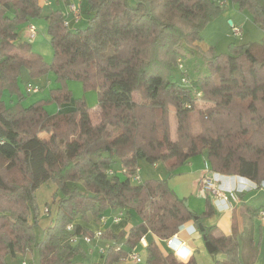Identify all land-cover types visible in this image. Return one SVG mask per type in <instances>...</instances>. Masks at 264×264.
Wrapping results in <instances>:
<instances>
[{
  "label": "trees",
  "instance_id": "16d2710c",
  "mask_svg": "<svg viewBox=\"0 0 264 264\" xmlns=\"http://www.w3.org/2000/svg\"><path fill=\"white\" fill-rule=\"evenodd\" d=\"M231 1L264 31V0ZM135 2L86 0L81 10L87 24L72 30L62 12L45 14L39 0H0V264L19 255L26 264H91L83 238L94 234L82 223L99 222L109 211L123 219L134 213L141 222L128 233L105 231L103 238L114 242L99 264H120L148 235L168 242L189 223L216 248L214 254L223 255L218 264L256 261L255 222L264 206L242 205V229L234 222L227 236L204 223L216 214L213 197L205 198L199 213L167 180L137 183L132 175L140 162L176 170L205 152L213 172L264 186V41L231 45L224 54L213 46L201 51L206 28L224 10L222 1ZM39 18L49 23L55 52L50 64L18 40L19 27ZM23 70L28 80H21ZM50 71L64 84L77 80L97 91L96 124L85 100L54 115L44 101L23 105L20 83L27 86ZM149 84V97L138 102L136 94ZM5 93L17 96L18 104L8 108ZM71 99L65 84L49 102ZM48 182L56 186V216L38 242L35 194ZM237 194L243 200L245 193ZM34 249L38 262H27ZM144 250V264H197L192 256L186 263L165 256L154 241Z\"/></svg>",
  "mask_w": 264,
  "mask_h": 264
},
{
  "label": "rangeland",
  "instance_id": "374dc122",
  "mask_svg": "<svg viewBox=\"0 0 264 264\" xmlns=\"http://www.w3.org/2000/svg\"><path fill=\"white\" fill-rule=\"evenodd\" d=\"M80 0H76L79 4ZM222 1L221 4L224 5V10L220 14L219 17H216L214 20L210 22L208 27L205 30V44L202 43L201 51H206L208 46H213L215 51L219 54L221 53H228L230 51L231 45L240 46L244 44H251V43H261L264 41V31H262L258 26H256L253 21L251 14L248 10L239 11L237 16L234 15V3L231 0H219ZM75 0H71L70 4L74 3ZM130 5H135V0H128ZM77 4V5H78ZM86 4V3H84ZM63 6L66 7V4L63 3ZM70 6V5H69ZM79 6V5H78ZM67 9V8H66ZM73 15V14H72ZM235 21L237 24H241V28L243 30V35L241 37H235L231 33V26L229 25V21ZM87 17L82 16L81 24H78V28H84L87 24ZM47 22L44 18L36 19L35 23L38 27L39 38L37 42V46L34 47L32 44L26 40L25 38V24L20 26V33H19V41L25 42L30 44L32 51L36 54H40L43 56L45 60H48V63H52L54 60L55 52L51 42V38L49 39L48 36L45 37L47 34H43V30L40 29L41 24ZM43 28V27H42ZM46 33H48V25L46 27ZM29 33V32H28ZM24 34V36H23ZM49 34V33H48ZM29 38V37H28ZM200 45V44H199ZM50 61V62H49ZM176 75L179 76V72L176 71ZM21 80H28V76L25 70L22 71ZM29 85L34 87H38L40 89L39 93H31L27 94L26 86L22 82L20 85L23 88V93L25 99V106L29 107L39 101L46 102L45 108L46 111L50 115L57 114L58 112V104L49 102L51 100V93L54 90L62 89L65 84L70 88L72 92V99L68 103L71 106L74 105V109L76 108V104L79 100H85L87 105L91 109V118L94 124H96L99 120L98 117V94L96 90H89L86 89L82 82L77 80H68L64 82L59 81L57 76L53 71H50L47 75L37 78V79H30ZM49 83V86L47 85ZM150 85H148L147 90L145 92H138L136 94V100L138 102H143L146 98L150 95ZM43 88V89H42ZM49 94V97H48ZM13 98V102L8 99L9 105L8 108L18 104L19 100L17 96L10 97ZM73 103V104H72ZM203 108L207 107L208 104L201 103L199 104ZM200 106V107H201ZM65 114V113H63ZM170 130L174 132V120L170 117ZM207 161L206 153L199 154L198 156L191 159L190 163L185 167L176 169V170H169L163 165H159L158 167L154 168L147 164L146 162H140L139 167L141 169V177L143 180H161L165 179L168 182V186L170 189L181 199L183 200L186 205L193 211H197L199 213L204 212L206 207V199L205 195L201 191L199 183H196L200 173L205 171V164ZM209 164V162H208ZM11 178L17 179L18 174L12 173L9 174ZM243 188V187H242ZM56 193V186L53 182H48L43 184L39 189L36 191V200H35V208L37 209L38 214V225L35 227V233L37 236V241L39 242L44 235V230L48 226H51L55 222L56 216V205L54 203ZM246 195V202L245 206L247 207H254L259 208L264 206V189L263 187L257 189L252 188L251 190L246 189L244 192ZM244 205V204H243ZM242 207V206H241ZM50 210L49 213L46 211ZM216 219H219V214L216 213ZM215 215L213 217H215ZM208 219L204 221L206 223ZM255 232L254 238L255 243L258 245V255L254 264H264V223L261 220H257L255 222ZM132 226L136 224L135 221L130 222ZM131 226V225H130ZM130 228V227H129ZM220 230L222 229L219 227ZM129 230V229H128ZM222 231V230H221ZM223 232V231H222ZM224 233V232H223ZM198 238H202L201 235L198 233L194 237V240H198ZM203 239V238H202ZM203 247L200 246L197 250L196 254V262L197 264H218L224 257L222 254H211L208 251L206 243L204 240L201 241ZM157 244V243H156ZM205 244V245H204ZM163 252L166 253V249L163 251L165 244L158 243L157 244ZM136 253L141 256L143 264L146 261L147 254L144 249L139 248ZM27 262L36 261L38 262L39 256L38 251L36 249L33 250V253L25 257ZM24 261V257L17 256L15 258H9L7 262L9 264H22ZM90 260L87 259V262ZM181 261V260H179ZM183 262V261H182Z\"/></svg>",
  "mask_w": 264,
  "mask_h": 264
},
{
  "label": "crops",
  "instance_id": "0c3cea01",
  "mask_svg": "<svg viewBox=\"0 0 264 264\" xmlns=\"http://www.w3.org/2000/svg\"><path fill=\"white\" fill-rule=\"evenodd\" d=\"M74 1V0H73ZM63 3L66 4V7L63 6ZM76 5L78 4V2H75ZM86 0H80L79 1V7L82 8L85 6ZM39 4L40 6L43 8V12L45 14L51 13L52 11H60L62 12V14L65 16V19L70 23V26L68 28L72 29V30H76L78 29V24H81L82 21H80L79 23H75L73 21V15L70 12L69 9V3L65 2V0H39ZM77 5V6H78ZM67 8V9H66ZM240 10L238 9V7L236 5H234V15L237 16L238 12ZM46 20V19H45ZM36 20H31L30 22L25 23V26L23 27L25 30V38L26 40H28L32 46L36 47L37 46V42H38V38H39V33L37 35V37L34 40H31L29 37V24L32 23L36 26L37 31H38V27L37 24L35 23ZM47 21V20H46ZM233 22V26H240L241 24H237L235 21H233V19L231 20ZM49 27V23L48 21L41 24L40 29L43 30V34H47L45 37L48 36V38L50 39L51 37L49 36L48 33H46V27ZM43 27V28H42ZM19 33H20V27L18 29V37H19ZM24 36V34H23ZM19 40V39H18ZM202 46V44L200 45V47ZM40 55V54H39ZM42 56V55H41ZM43 57V56H42ZM45 60V59H44ZM48 63V60H45ZM50 62V61H49ZM27 74V72H26ZM49 86V83L47 84ZM43 89V88H42ZM20 91L24 96L23 93V88L20 85ZM49 97V94H48ZM8 99H10L11 102H13V98L11 99L8 93L4 94V100L5 102H9ZM9 104V103H7ZM25 104V102H23V105ZM73 104V103H72ZM25 106V105H24ZM47 109V108H45ZM74 105L71 106L70 104H61L58 105V112L57 114H63V113H68L71 111H74ZM207 155V154H206ZM203 173V172H202ZM202 173H200L198 179L196 180V183H199V179L202 175ZM238 183H239V192H245L246 188H249V190H251L254 187V184H252L251 182L247 181V180H242V179H237ZM243 187V188H242ZM264 189V186H263ZM247 198L246 195H244L243 200L240 199V203L238 204H234V208L232 211L229 212H224V211H220L215 202H214V206L216 208V213H218L219 215V219H216V215L215 217L209 218L205 225L208 227H212V226H217L218 228L221 227L222 231L224 232L225 235H231L232 233V227H233V223L237 222L238 223V227L241 230L242 229V220L240 217V210H241V206L246 202ZM197 212V211H196ZM116 213H113L112 211L107 212L106 214H104V216L101 218V220L99 222H90V223H82L84 227H86L87 229H89L93 234H95L97 231H102L103 233L105 231H112L115 234H120V233H128L130 231V229L133 227L132 224H130V222L135 221L136 223L141 222V219L134 213H131L130 218H125L122 219V221L120 223H114L113 222V217L115 216ZM131 225V226H130ZM130 227V228H129ZM129 229V230H128ZM220 229V228H219ZM198 231H197V227L195 224L189 223L185 226H183L179 232V234L176 236L177 240L180 241L181 243H178V248H185V251L187 250L186 256L187 257L189 255L190 252H192V257L196 260V254H197V250L198 248L203 247V244L201 243V241L203 240L202 235H201V239L198 238V240H194V237L196 235H198ZM154 241L155 243H164L165 247L163 249V251L166 249V253L164 254L165 256L170 255L172 253L171 249L169 248L167 242L161 241L159 240L157 237H155L154 235H148L145 238V242L148 243ZM113 240H108V239H95L93 241V243L90 245H87L88 248H90V252H89V256H88V260H90L88 263L91 264H99L101 262V253L100 251L102 249H106L109 248L110 245L113 244ZM205 245V244H204ZM141 249H144V247H142ZM163 253V252H162ZM184 257V258H185ZM124 260V259H123ZM121 261L120 264H133L131 262L128 261ZM189 259H184L183 262L186 263Z\"/></svg>",
  "mask_w": 264,
  "mask_h": 264
},
{
  "label": "built area",
  "instance_id": "2783aa9c",
  "mask_svg": "<svg viewBox=\"0 0 264 264\" xmlns=\"http://www.w3.org/2000/svg\"><path fill=\"white\" fill-rule=\"evenodd\" d=\"M69 9H70V12L73 14V21L75 23H79L82 19L81 8L79 6H77L76 4H70ZM65 26L66 27L70 26V23L67 20L65 21ZM28 29H29L28 30L29 31V38L31 40H34L38 35V31H37L36 26L34 24L30 23ZM232 35L235 37H241L243 35L242 28L240 26H233L232 27ZM180 67H182V66H180ZM185 83H188V80H185ZM26 92H27V94L39 93L40 89L38 87H34V86L28 84L26 86ZM205 166H206L205 171H203V173L199 179V185H200L201 191L205 195V198L207 196L213 197L214 202L220 211H224V212L232 211L234 208L233 205L240 203V198L237 194L240 190L239 189V183L237 182L238 181L237 179H239V177H237V176H225V175L213 172L210 169V166L207 162H206ZM153 167L156 168V167H158V165L155 164ZM108 173L110 175H112L114 173V171L111 170ZM121 174L122 175H128L129 174L128 168H123L121 170ZM132 179H133V181H135L137 183H141L143 180L141 177V169L138 165L135 166V168H134ZM242 180H244V179H242ZM247 181H249V180H247ZM249 182H251V181H249ZM252 184H254V183H252ZM253 188H257V185L254 184ZM246 189H249V188H246ZM46 212L49 213L48 210ZM260 215H261L262 221L264 223V211H262ZM122 219H123V214L120 213V214L115 215L113 217V222L117 224V223H120L122 221ZM102 238H103V232L97 231L92 237L91 236L84 237L83 241L87 245L91 246V244L93 243V241L95 239L99 240ZM176 238L177 237H175L172 240L167 242L169 248L172 251V254H174L176 256V258L181 260V261H183L184 259H190L192 256V252H190L189 255L187 257H185L187 250L185 251L184 247L177 248L174 246L175 242L181 243ZM78 242H79L78 238L72 239V243L77 244ZM141 245L144 248L147 247V243L145 242V238H143L141 240ZM106 250H107V248L102 249L100 251L101 255L104 254L106 252ZM90 251L91 250H89V252ZM123 261H128V262H131L133 264H142V262H143L141 259V256L138 255L136 252L129 254ZM22 264H26V263L23 262Z\"/></svg>",
  "mask_w": 264,
  "mask_h": 264
},
{
  "label": "water",
  "instance_id": "95a60500",
  "mask_svg": "<svg viewBox=\"0 0 264 264\" xmlns=\"http://www.w3.org/2000/svg\"><path fill=\"white\" fill-rule=\"evenodd\" d=\"M229 25L231 27H233V22L232 21H229ZM198 227H199L201 233H203L205 231V228H204L203 224L200 223L198 225ZM203 240L206 243V246L208 248L209 253H211V254L215 253L216 248L211 243L208 242V240H207V238L205 236H203Z\"/></svg>",
  "mask_w": 264,
  "mask_h": 264
},
{
  "label": "bare ground",
  "instance_id": "6f19581e",
  "mask_svg": "<svg viewBox=\"0 0 264 264\" xmlns=\"http://www.w3.org/2000/svg\"><path fill=\"white\" fill-rule=\"evenodd\" d=\"M174 246L178 248V243L175 242V243H174Z\"/></svg>",
  "mask_w": 264,
  "mask_h": 264
}]
</instances>
